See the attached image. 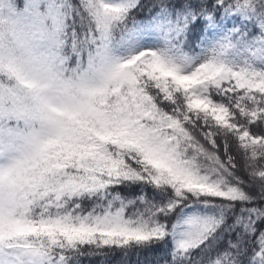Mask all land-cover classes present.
<instances>
[{
	"label": "snow or ice",
	"instance_id": "6c2138e0",
	"mask_svg": "<svg viewBox=\"0 0 264 264\" xmlns=\"http://www.w3.org/2000/svg\"><path fill=\"white\" fill-rule=\"evenodd\" d=\"M149 253L264 264V0H0V264Z\"/></svg>",
	"mask_w": 264,
	"mask_h": 264
},
{
	"label": "trees",
	"instance_id": "16d2710c",
	"mask_svg": "<svg viewBox=\"0 0 264 264\" xmlns=\"http://www.w3.org/2000/svg\"><path fill=\"white\" fill-rule=\"evenodd\" d=\"M152 258H153V254H151V253L147 254L146 257L145 256H141V257L137 258V257L133 256L131 258V264H137L138 260L140 262H143L145 259L151 260ZM117 259H119V258H117ZM85 264H88V262L85 261ZM93 264H95V262H93Z\"/></svg>",
	"mask_w": 264,
	"mask_h": 264
}]
</instances>
